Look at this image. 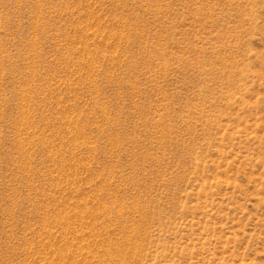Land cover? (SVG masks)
Listing matches in <instances>:
<instances>
[{"label":"rangeland","instance_id":"374dc122","mask_svg":"<svg viewBox=\"0 0 264 264\" xmlns=\"http://www.w3.org/2000/svg\"><path fill=\"white\" fill-rule=\"evenodd\" d=\"M0 264H264V0H0Z\"/></svg>","mask_w":264,"mask_h":264}]
</instances>
